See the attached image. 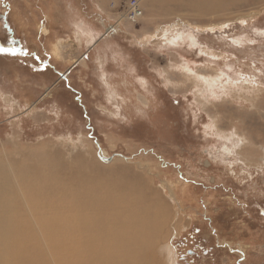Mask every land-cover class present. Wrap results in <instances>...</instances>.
Segmentation results:
<instances>
[{
  "label": "rangeland",
  "instance_id": "obj_1",
  "mask_svg": "<svg viewBox=\"0 0 264 264\" xmlns=\"http://www.w3.org/2000/svg\"><path fill=\"white\" fill-rule=\"evenodd\" d=\"M130 1L0 0V44L15 39L51 56L43 72L33 71L31 57L0 60V153L27 165L21 151L68 160L91 150L108 168L122 162L169 204L164 240L175 242L176 264L180 255L205 264V252L210 264H264V88L252 91L241 79L254 73L264 82V0H138L144 14L136 24L124 18ZM161 29L182 39L157 51ZM145 35L157 39L137 48ZM186 65L209 84L184 73ZM210 86L228 97L209 102ZM207 124L215 131L206 137ZM237 138L245 141L239 147ZM249 148L263 160L247 164ZM248 174L254 179L245 182Z\"/></svg>",
  "mask_w": 264,
  "mask_h": 264
},
{
  "label": "bare ground",
  "instance_id": "obj_2",
  "mask_svg": "<svg viewBox=\"0 0 264 264\" xmlns=\"http://www.w3.org/2000/svg\"><path fill=\"white\" fill-rule=\"evenodd\" d=\"M90 151L68 160L21 151L29 165L0 153V264H168L169 204L140 174ZM258 153L245 149L243 159L263 160Z\"/></svg>",
  "mask_w": 264,
  "mask_h": 264
},
{
  "label": "snow or ice",
  "instance_id": "obj_3",
  "mask_svg": "<svg viewBox=\"0 0 264 264\" xmlns=\"http://www.w3.org/2000/svg\"><path fill=\"white\" fill-rule=\"evenodd\" d=\"M6 7H10V5H6ZM127 7L129 8V10H133L135 5H127ZM10 15V13H8ZM55 18V17H54ZM239 23L241 25H246L247 24V20L245 19H241L239 21ZM46 24V21H41V25H42V33H43V26ZM229 27V25L227 23H225L223 25L224 29H227ZM6 31L10 30L8 29L7 26H5ZM162 31H164L165 35L164 37H162V39L164 40V45H160L157 48V51H162L164 49L165 46H176L177 42L180 41L182 39L181 36L177 35L175 36L173 39L169 40L167 38V30L166 29H161ZM197 32L200 31L199 28L196 29ZM206 31L212 32L214 31V29H207ZM260 35H264V33H260ZM38 38H41L40 36H38ZM103 39V36H97L95 39V43H99L100 40ZM157 37L156 36H147L145 35L143 37L142 40H138L135 41V45L137 48L139 49H144L145 47H151L152 46V41L156 40ZM188 39L191 41L190 47L192 48H196L198 47L196 44L195 39L189 35ZM233 44H236V41L232 42ZM57 48L59 50V44H57ZM200 56H206L207 54L204 52H200L199 53ZM31 57L32 61L35 64H38L39 67L38 68H33L34 72H43L47 69V63L51 61V56L48 55L47 53L44 54V56H41L40 54L28 49L25 46H19L17 44V41L15 39H8L7 41V45H2L0 44V60H15L17 63H19L21 60H26L27 58ZM80 58L87 60L88 56L84 53H81ZM211 60H217L218 58L215 56H211L210 57ZM200 67H203V65H200ZM253 68H256V65H253ZM182 71L184 73H186L188 76L195 78L197 81L203 82L204 84H209V81L205 79L204 75H198L197 72L193 71L190 67H188L187 65L183 67ZM229 72L232 71L231 68L228 69ZM259 74L261 76V78H264V67H261L259 69ZM161 79H164L163 76H161ZM225 77L223 75V73H221L216 81H212V85L214 86L215 84L218 83L219 80H224ZM241 79H243V82L245 84H251L253 86L252 91H255L257 88H264V82H257L256 79V75L253 73L249 76L248 79H244L243 77H241ZM141 85H144L145 87L146 82L141 79L140 81ZM68 87H70V85H68ZM205 96H207L208 101L209 102H220L222 98H227L228 97V93L226 91L221 90L220 94L217 95L216 92L213 90V87L210 86L208 91L204 93ZM173 102L177 105H179L180 100L179 99H173ZM13 104H15V101H12ZM23 111V109L21 110ZM193 116L195 115V113L192 114ZM206 131H205V136L207 137V130H212L215 131V125L214 124H207L205 125ZM233 132H235V129L232 130ZM239 143L237 144V147H239L242 143H244L245 141H243L242 138H237ZM239 162V161H237ZM233 176H235V173H232ZM254 178L252 175L248 174L245 177V182H250L252 181ZM252 185L249 183V187H251ZM175 246V242H172V247H170L168 249L170 256H169V260H168V264H176V260L174 259L175 255H176V251L174 249ZM209 253L205 252L204 253V262L205 264H210V260H209Z\"/></svg>",
  "mask_w": 264,
  "mask_h": 264
},
{
  "label": "built area",
  "instance_id": "obj_4",
  "mask_svg": "<svg viewBox=\"0 0 264 264\" xmlns=\"http://www.w3.org/2000/svg\"><path fill=\"white\" fill-rule=\"evenodd\" d=\"M135 5L133 10H129V8L126 6V13H125V20H127L131 24L138 23L144 14V11L141 9L140 4L138 0H131L128 2V5Z\"/></svg>",
  "mask_w": 264,
  "mask_h": 264
},
{
  "label": "flooded vegetation",
  "instance_id": "obj_5",
  "mask_svg": "<svg viewBox=\"0 0 264 264\" xmlns=\"http://www.w3.org/2000/svg\"><path fill=\"white\" fill-rule=\"evenodd\" d=\"M194 255H195V253L192 252L189 257H192L193 258V257H195ZM179 259L181 260L179 262V264H194V261L190 260L189 258H188L187 262H185V259L184 258H181V255L179 256ZM176 263H177V261H176Z\"/></svg>",
  "mask_w": 264,
  "mask_h": 264
},
{
  "label": "crops",
  "instance_id": "obj_6",
  "mask_svg": "<svg viewBox=\"0 0 264 264\" xmlns=\"http://www.w3.org/2000/svg\"><path fill=\"white\" fill-rule=\"evenodd\" d=\"M94 2H96V4L98 5V3H99V0H94Z\"/></svg>",
  "mask_w": 264,
  "mask_h": 264
}]
</instances>
